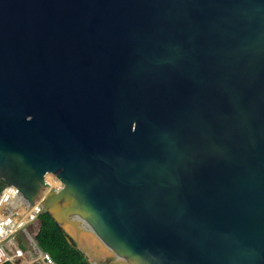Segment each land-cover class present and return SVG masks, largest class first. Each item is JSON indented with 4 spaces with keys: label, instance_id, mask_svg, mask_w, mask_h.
Masks as SVG:
<instances>
[{
    "label": "water",
    "instance_id": "95a60500",
    "mask_svg": "<svg viewBox=\"0 0 264 264\" xmlns=\"http://www.w3.org/2000/svg\"><path fill=\"white\" fill-rule=\"evenodd\" d=\"M0 181L90 264H264V0H0Z\"/></svg>",
    "mask_w": 264,
    "mask_h": 264
},
{
    "label": "trees",
    "instance_id": "16d2710c",
    "mask_svg": "<svg viewBox=\"0 0 264 264\" xmlns=\"http://www.w3.org/2000/svg\"><path fill=\"white\" fill-rule=\"evenodd\" d=\"M5 187V182L0 181V192ZM13 240L23 254L38 255L36 245L41 252L48 253L56 264H90L87 257L68 242L67 234L48 212H42L26 229L18 231ZM19 263L20 260H7L2 264Z\"/></svg>",
    "mask_w": 264,
    "mask_h": 264
},
{
    "label": "built area",
    "instance_id": "2783aa9c",
    "mask_svg": "<svg viewBox=\"0 0 264 264\" xmlns=\"http://www.w3.org/2000/svg\"><path fill=\"white\" fill-rule=\"evenodd\" d=\"M51 188L60 189L61 183L54 177V182L48 180ZM42 212L40 203L31 205L14 188L7 186L0 192V244L11 242L13 236L22 226L29 225ZM42 264H56L48 253H41Z\"/></svg>",
    "mask_w": 264,
    "mask_h": 264
},
{
    "label": "crops",
    "instance_id": "0c3cea01",
    "mask_svg": "<svg viewBox=\"0 0 264 264\" xmlns=\"http://www.w3.org/2000/svg\"><path fill=\"white\" fill-rule=\"evenodd\" d=\"M7 260L14 262L20 260L19 264H42L41 253L38 252L36 256L23 254L18 249H14L10 242L0 244V264Z\"/></svg>",
    "mask_w": 264,
    "mask_h": 264
},
{
    "label": "rangeland",
    "instance_id": "374dc122",
    "mask_svg": "<svg viewBox=\"0 0 264 264\" xmlns=\"http://www.w3.org/2000/svg\"><path fill=\"white\" fill-rule=\"evenodd\" d=\"M49 179H50L51 181H50ZM49 179H48V180H49L50 182H54V177H53V176H50ZM52 179H53V180H52Z\"/></svg>",
    "mask_w": 264,
    "mask_h": 264
},
{
    "label": "bare ground",
    "instance_id": "6f19581e",
    "mask_svg": "<svg viewBox=\"0 0 264 264\" xmlns=\"http://www.w3.org/2000/svg\"><path fill=\"white\" fill-rule=\"evenodd\" d=\"M50 176H51V175H49L47 179H49V178H50ZM49 180H50V179H49ZM52 180H53V179H52ZM50 181H51V180H50Z\"/></svg>",
    "mask_w": 264,
    "mask_h": 264
}]
</instances>
